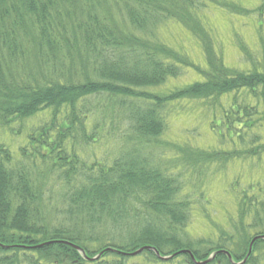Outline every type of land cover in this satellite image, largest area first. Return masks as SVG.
Masks as SVG:
<instances>
[{
	"label": "trees",
	"instance_id": "obj_1",
	"mask_svg": "<svg viewBox=\"0 0 264 264\" xmlns=\"http://www.w3.org/2000/svg\"><path fill=\"white\" fill-rule=\"evenodd\" d=\"M196 1L0 0V131L21 145L12 153L0 143V264H129L133 257L123 253L143 246L161 256L186 250L198 262L218 251L231 257L219 254L209 264L246 257L244 264H264V240L251 244L264 236V45L257 57L238 46L247 71L226 66L195 19ZM231 7L240 18L254 14L264 21V0H256L252 12ZM168 24L195 40L202 64L159 38ZM184 72L201 79L179 85ZM167 82L165 92L154 91ZM174 104L188 115L206 109L213 133L222 128L238 139L237 149L227 140L224 151L167 143L163 154L178 158L175 169L202 175L222 167L237 175L230 174L227 207L202 240L186 230L192 204L181 195L190 186L148 154L149 147L166 144L159 141L163 111ZM118 110H129L126 120L136 137L110 165L83 163L73 150L76 138L96 143V121H113ZM33 118L40 122L28 131L24 122ZM47 159L52 163L41 172ZM72 246L88 258L114 251L89 262ZM135 257L145 264H194L187 254L167 262L152 251Z\"/></svg>",
	"mask_w": 264,
	"mask_h": 264
},
{
	"label": "rangeland",
	"instance_id": "obj_2",
	"mask_svg": "<svg viewBox=\"0 0 264 264\" xmlns=\"http://www.w3.org/2000/svg\"><path fill=\"white\" fill-rule=\"evenodd\" d=\"M218 2L225 7H218L214 4ZM256 0H197L195 3L194 16L200 25L207 31L212 40H214L215 48L220 51L223 63L233 69L247 71L249 69V63L245 62L243 57L239 54L238 46L243 44L244 47L247 46V50L252 56L257 57L261 54L262 47L264 45V21L263 18L256 16V19L251 16L249 19L238 17L239 14L230 9L231 5L241 6L249 11H254ZM230 5V6H229ZM257 21V27L253 29L254 22ZM187 32L182 31L181 27L177 24H168L161 28L159 31V38L166 40L170 47H177V50L182 51L187 55V59L194 64H202V58L200 55V48L197 46L195 40L190 37ZM261 38V39H260ZM183 39V42H182ZM260 40H263L261 42ZM176 43L174 46L171 43ZM196 45V46H195ZM180 46L181 49H180ZM253 50V51H252ZM263 55L261 56V64ZM202 66V65H201ZM260 69V68H259ZM195 75V74H194ZM195 79L191 80L192 75L189 72L181 73V75L176 78L177 84H182L188 82L187 84L200 81V77L195 75ZM191 80V81H190ZM190 81V82H189ZM174 83V81L172 82ZM171 87V83H166L164 86L154 89L155 92L161 94ZM182 106L177 105H167L163 111L165 117L166 128L159 141L161 144L154 147H149L148 154L151 152L153 154V160L157 161L159 166L163 169H172L173 176H181L178 180L184 185L190 186L189 191L181 195V201L192 204L191 218L189 225L186 230L187 233L192 237L196 238L194 240H202L206 238V233H212L214 230V225L219 222L220 219V209L221 207H227L223 195L226 194L225 187L229 185V178L237 177L236 174L231 173V170H223L222 167L210 168L204 171V174L198 175L195 172L186 171L182 167L176 168L173 164L176 162V158H167L163 154H167V143L175 144L177 146L191 145L195 148L205 149V150H220L224 151L227 149L226 145L229 146L227 140H231L233 143L231 147L237 149L238 139L227 134L224 129H216V133L212 132L205 123L208 118V114L205 110L197 108L195 111L192 109L191 115L186 113V110H182ZM194 111V112H193ZM129 115V110H118L115 113L113 121L110 120H97L96 125L98 128L95 132V136L98 138L96 143H89L85 145L81 137L78 136L74 142V152L80 156V160L87 164H102L110 165L114 160L119 158L121 153L126 152L128 146L126 144L129 141V137L135 138L134 134H131L130 124L127 122V117ZM129 118V117H128ZM123 119L125 121H123ZM40 122L39 118L30 119L25 123L28 127V131L33 129L35 125ZM217 125V124H215ZM13 129L18 131L20 125L13 124ZM130 127V130H129ZM23 126L21 125V130ZM93 127L89 128L88 134H93ZM7 133V134H4ZM64 140L63 143H65ZM0 143L8 146L13 153V149L18 148L20 141L10 132L0 131ZM70 143V141H69ZM235 146V147H234ZM65 148L61 145L60 149ZM170 149V146H168ZM67 151V150H66ZM69 156L72 154L67 151ZM162 155V157H158ZM147 156V155H146ZM151 156V155H150ZM147 156V157H150ZM173 159V160H172ZM16 161H20L17 156ZM52 163V159H47L42 171L46 170L48 166ZM235 173L239 170L235 169ZM229 175L226 176L225 181L223 180V173ZM224 188V189H223ZM54 199L57 196L54 195ZM223 202V203H221ZM199 205L202 207L200 209ZM57 218L67 219V215L53 214ZM207 216L206 223L204 225L203 218ZM138 262V263H137ZM129 264H145V261L137 257H133ZM163 264V263H161ZM173 264H184L181 262H174Z\"/></svg>",
	"mask_w": 264,
	"mask_h": 264
},
{
	"label": "water",
	"instance_id": "obj_3",
	"mask_svg": "<svg viewBox=\"0 0 264 264\" xmlns=\"http://www.w3.org/2000/svg\"><path fill=\"white\" fill-rule=\"evenodd\" d=\"M258 239H262V240H264V236H257V237H254L253 238V240H252V242H251V244L254 242V241H256V240H258ZM64 244H67V243H65V242H63ZM50 243H45V244H43V245H39V246H36L35 248H40V247H43V246H45V245H49ZM68 245H70V244H68ZM71 246V245H70ZM75 250H77L81 255H82V257L84 258V260H86V261H89V262H94V261H97L100 257H101V255L103 254V252H106V251H114V250H112V249H110V248H107V249H105L102 253H100V254H98V255H96L95 257H93V258H88V257H86L85 256V254L83 253V251L80 249V248H78V247H75V246H72ZM250 249H251V246H250V248H249V252H248V255L250 254ZM144 251H152L154 254H155V256L159 259V261H161V262H167V261H170V260H172L174 257H176V256H178V255H183V254H187V255H189L190 256V259H191V261L194 263V264H209L211 261H213L214 259H215V257L217 256V255H219V254H224V255H226L227 256V258H228V260L229 261H231V257L229 256V254L227 253V252H224V251H218V252H214L212 255H210L206 260H204V261H195L194 260V258H193V256L190 254V252L189 251H186V250H183V251H180V252H177V253H174V254H172L171 256H161L154 248H152V247H149V246H143V247H141V248H139V249H137V250H135V251H133V252H131V253H123L124 255H126V256H129V257H135V256H138V255H140L142 252H144ZM247 255V256H248ZM247 258V257H246ZM246 258L242 261V262H240V263H237V264H244L245 263V261H246Z\"/></svg>",
	"mask_w": 264,
	"mask_h": 264
}]
</instances>
